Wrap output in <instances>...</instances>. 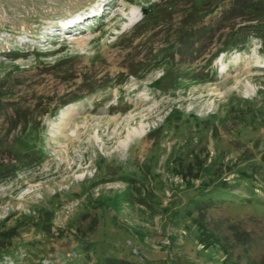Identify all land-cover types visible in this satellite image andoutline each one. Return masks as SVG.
<instances>
[{"label":"rangeland","instance_id":"obj_1","mask_svg":"<svg viewBox=\"0 0 264 264\" xmlns=\"http://www.w3.org/2000/svg\"><path fill=\"white\" fill-rule=\"evenodd\" d=\"M258 4L0 0V264H264Z\"/></svg>","mask_w":264,"mask_h":264},{"label":"trees","instance_id":"obj_2","mask_svg":"<svg viewBox=\"0 0 264 264\" xmlns=\"http://www.w3.org/2000/svg\"><path fill=\"white\" fill-rule=\"evenodd\" d=\"M260 4V3H259ZM255 5V7L252 9V8H250V13H249V17L247 18V21H253V20H258L259 18H257V17H254V15L255 14H257L256 12H259V13H261V14H264V5L263 4H261V6L260 5ZM242 5H240V7H241ZM243 7V6H242ZM241 7V8H242ZM148 13L149 12H147V11H143V17L145 18V21H149L148 20V18H147V16H148ZM155 15V12H153V15H151L150 17H153ZM251 15V16H250ZM147 18V19H146ZM158 18H162V16H160V17H158ZM191 19H190V14L189 15H186V16H183L182 18H181V24L184 26V27H186V30H185V33L187 34L188 33V29H190V32H195L194 30H193V28H192V26H194V25H192L191 23V25L189 24V21H190ZM188 30V31H187ZM184 33V34H185ZM183 41V40H182ZM85 81V80H84ZM100 86H97V87H91V88H89L88 89V93H91V92H93V91H95L96 89H98ZM75 99H77V97H74V98H72L71 100H75ZM64 104V103H63ZM57 109V108H56ZM201 212V211H200ZM202 213V212H201ZM201 224L199 223L198 224V226H200ZM216 241H218V240H216ZM103 263L104 264H134V263H132L131 261H129V260H127V259H121V258H116V257H105L104 259H103Z\"/></svg>","mask_w":264,"mask_h":264},{"label":"bare ground","instance_id":"obj_3","mask_svg":"<svg viewBox=\"0 0 264 264\" xmlns=\"http://www.w3.org/2000/svg\"><path fill=\"white\" fill-rule=\"evenodd\" d=\"M89 15L91 16V14H88V13H86V15H83V16H82V15H81V16H80V15L75 16L74 18H77L76 20H75V19H74V20H73V19H72V20L70 19V20H71V21H70V22H71V25H72V24H75V23H78V24H79L80 21L85 20L84 18H85V17L88 18ZM92 15H93V14H92ZM101 16H102V14H101ZM95 17H96V16H95ZM96 18H97V17H96ZM98 19H99V18H98ZM81 23H83V22H81ZM81 23H80V24H81ZM67 25H68L67 22H65L64 26H67ZM79 28H80V27H79ZM65 128H66V126H63V127L61 128L62 131H65ZM76 129H78V127H76ZM76 129L73 130V131H75L76 133L73 132L72 134H67V135H66V141H67V142H70V143H71L74 139H76V137H77V131H76ZM141 132H142V131H141ZM122 146H124V145H122Z\"/></svg>","mask_w":264,"mask_h":264}]
</instances>
